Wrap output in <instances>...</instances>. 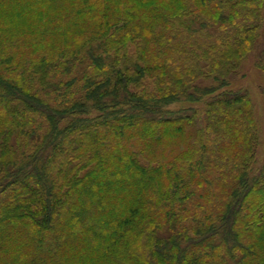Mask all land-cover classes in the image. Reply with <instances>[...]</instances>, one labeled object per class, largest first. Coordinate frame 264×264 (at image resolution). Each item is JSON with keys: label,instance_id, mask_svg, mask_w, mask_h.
Instances as JSON below:
<instances>
[{"label": "trees", "instance_id": "1", "mask_svg": "<svg viewBox=\"0 0 264 264\" xmlns=\"http://www.w3.org/2000/svg\"><path fill=\"white\" fill-rule=\"evenodd\" d=\"M170 19L235 35L193 54ZM262 31L264 0H0V264H264V166L250 174L246 163L259 128L247 91L222 89ZM82 53V96L66 106L16 73L28 60L47 90L69 87L49 76L71 73ZM255 57L264 69V50ZM200 70L210 83L196 82ZM181 100L204 103L211 145L193 139L182 174L175 159L143 164L165 133L176 151L193 124L197 109L167 108ZM35 113L45 127L28 123ZM225 142L240 143L225 155L234 167L242 154L240 169L213 165Z\"/></svg>", "mask_w": 264, "mask_h": 264}, {"label": "rangeland", "instance_id": "2", "mask_svg": "<svg viewBox=\"0 0 264 264\" xmlns=\"http://www.w3.org/2000/svg\"><path fill=\"white\" fill-rule=\"evenodd\" d=\"M241 13L242 15L240 16L242 17H240L241 19H236V23H240V24L244 23L245 19H243V17H245L244 16L245 12L243 11ZM25 15L27 16L29 15V13ZM21 18H23L22 19L23 21L25 19V16L23 15ZM169 23H173V27L169 32H172L171 33L172 36L178 37V39L182 41L179 49L183 48L184 50L190 51L193 54H201V51L203 49L209 47L212 44H217L219 39H222L223 41H228L231 37L235 35V30L233 28H230L229 25H227L224 29H220L217 25H215L209 29V32L202 31L199 35H196L195 32L188 33L186 31L184 32L183 29H179L178 28L179 19H170ZM208 35H210L211 37H208ZM183 41L186 42L185 45H182ZM209 41H212V42H209ZM219 48L220 47H216L217 50ZM135 49H136V45L133 46L131 44V47L129 50L132 51L133 53ZM259 49L264 50V31H262L257 36L255 47L252 50V52L246 58L241 60V62L237 65L236 70L233 72V74L231 75L229 79L230 80L229 84L222 88L224 90H231V91L245 89L251 100V105H253V114L257 120V125L259 129H258V134H257V137H258L257 143L252 149L254 157L252 159L247 160L246 162L249 164L250 174L257 173L260 167L264 166V69H262L261 67L257 66V64H255L256 51ZM98 52H100V50H98ZM82 56H83V53L79 54L78 61L73 65V69L71 73L67 74L64 71V67H61V68L59 67L58 69H55V70L52 69L54 72H52L51 75L49 76L48 80L51 79L55 83L56 81H60V80H63L64 82H66L71 79H74L72 85L69 87H61V88L59 87V88H56V90H54L52 89L54 88L52 85V88H51L52 90H47L46 88H48L49 86L45 84L44 81H42V79L38 76L36 72H33V74L29 76V74L33 71V69H29L30 62L28 60L20 62L21 64L23 63L24 66L22 68L20 67L19 69H16V73H18L20 77H22L21 73H23L25 79L27 76L26 81L27 83L32 85L31 87L32 92H36V94H38L40 98L46 100L51 105H55L56 107L66 106L67 104H71L75 100L80 99L82 96L83 78L85 76L86 71L89 70L88 69L89 62L85 59L83 60ZM200 63H203V61L201 60ZM200 72H201V75L198 78H196V82L201 83L203 85L210 83V81H208L210 79L208 78V76L211 77V75H208L203 70H200ZM203 72L206 74H203ZM145 85L148 87H153L149 79L147 80ZM190 107L193 109H197L199 112L194 117L193 124H190L187 126V128H184L181 130L182 139L178 143V149L176 151H171L172 150L171 146L167 144L166 137H168V134L165 133L166 135H164L163 137L164 140L160 143V145L163 144V146L158 145L160 147L158 151L156 152L148 151V155H145V154L138 155L139 160L143 164L150 163V165L156 166L160 163L161 165L164 164V166L167 165V167L169 168L172 166L171 160L175 159L174 168H176L177 173L182 174L181 167L183 168V165H186V163L189 161L188 156L185 154L186 149L189 146H192L194 144H196V147H200L199 146L200 142L196 143L197 141L193 139L200 138V141L202 142L204 141V143H207V145L209 144L211 145V141L213 140V137L215 138L214 132L210 128L213 121L211 118L210 119L208 117L206 118L205 105L203 102L201 101H198V102L191 101L190 102L186 100L185 101L181 100L179 102L172 103L167 106V108L171 110L190 108ZM97 114H98V111L96 110H91L89 112V116H94ZM71 118L72 116L63 120L60 126L66 125L71 120ZM27 120L29 121L28 123L31 124V127L32 126L36 127L37 123L38 125L41 124L43 127H45L46 125L45 120L38 113H35V115L33 114L29 115L27 117ZM225 143L222 146V153H223L222 158L219 157L220 154L217 155L216 157L214 156L213 157L207 156V157H212L213 160L216 158L213 165H218L222 167L223 171H227L229 167L230 168L236 167V169L237 168L240 169L242 166L246 164V163L244 164V158L242 157V154L241 156L235 157L236 161H234V167H233L232 162L225 159V155H229V152L234 154L237 151L236 147L239 148L240 143H236V144L234 143L235 145L233 147H232L231 142H228V143L225 142ZM33 144L34 142L27 147L22 146V149L20 152L23 151V154L25 155L29 154L31 152V149L33 148ZM216 145H217V142L216 144L214 143L212 145L213 148ZM199 157H201V154H198V155L195 154L192 160L193 159L200 160ZM205 164L207 166H210L207 162ZM227 173H226V176L228 178ZM215 178L221 179L219 181V183L221 184L226 183V181L222 179V175L218 177L215 175ZM111 179L113 183H115L118 177L116 175H113ZM192 183H195V182L192 181ZM218 189L223 190V193L224 191L226 192V188H224L223 186H219ZM213 192H215L218 199H220L222 195H224L219 192L217 193V188H215ZM181 226L190 228L192 227V223L189 220H184L181 223Z\"/></svg>", "mask_w": 264, "mask_h": 264}]
</instances>
